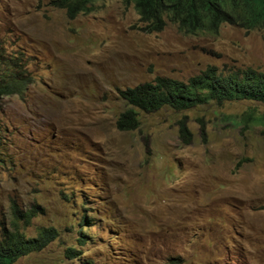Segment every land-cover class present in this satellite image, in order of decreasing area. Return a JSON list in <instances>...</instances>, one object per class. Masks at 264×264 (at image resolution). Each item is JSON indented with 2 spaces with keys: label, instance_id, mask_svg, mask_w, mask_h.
I'll use <instances>...</instances> for the list:
<instances>
[{
  "label": "rangeland",
  "instance_id": "rangeland-1",
  "mask_svg": "<svg viewBox=\"0 0 264 264\" xmlns=\"http://www.w3.org/2000/svg\"><path fill=\"white\" fill-rule=\"evenodd\" d=\"M50 1L0 0V69L25 84L0 100V235L15 209L33 212L16 225L26 237L58 234L15 264H264V128L240 122L263 103L164 108L141 113L135 131L115 126L118 89L264 72V34L185 35L170 23L147 33L124 0H96L74 19ZM72 190L103 209L83 213L94 225L84 245L61 195L74 201Z\"/></svg>",
  "mask_w": 264,
  "mask_h": 264
},
{
  "label": "trees",
  "instance_id": "trees-1",
  "mask_svg": "<svg viewBox=\"0 0 264 264\" xmlns=\"http://www.w3.org/2000/svg\"><path fill=\"white\" fill-rule=\"evenodd\" d=\"M96 0H51L53 8L63 10L66 17L74 19L80 14L91 12ZM131 3L147 33L161 32L170 23L185 35L198 33L217 34L221 26L229 25L246 31H260L264 34V0H124ZM25 84L19 79L12 66L0 69V100L2 97L21 93ZM124 110L116 119L118 131L131 132L139 128L141 113L150 114L168 108L174 111L187 110L197 105L213 101L221 104L225 101L248 100L264 104V72L242 70L228 76L215 74L209 70L201 76L183 83L169 78H157L153 83H145L134 88L117 90ZM240 122L248 126L257 124L264 128V111L256 113L249 110L240 116ZM178 135L185 142L191 139L190 131L184 120L178 121ZM66 192H61L65 202L70 204L74 213L73 224L79 227L78 242L85 244L89 238L84 230L94 225L88 219L86 210L103 212L102 208H87V204H96L82 190H72L70 200ZM80 204V205H79ZM81 212V213H80ZM14 229L0 235V264H15L20 258L32 252L40 251L58 235L54 228L39 230L36 238L26 237L16 225L20 218L29 223L33 212L13 211ZM80 215V216H79ZM74 257L78 251L66 249Z\"/></svg>",
  "mask_w": 264,
  "mask_h": 264
}]
</instances>
